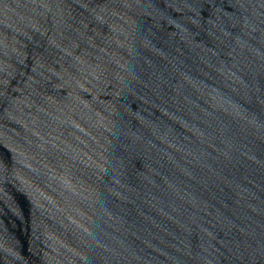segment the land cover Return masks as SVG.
I'll use <instances>...</instances> for the list:
<instances>
[{
  "label": "water",
  "instance_id": "95a60500",
  "mask_svg": "<svg viewBox=\"0 0 264 264\" xmlns=\"http://www.w3.org/2000/svg\"><path fill=\"white\" fill-rule=\"evenodd\" d=\"M0 264H264V0H0Z\"/></svg>",
  "mask_w": 264,
  "mask_h": 264
}]
</instances>
